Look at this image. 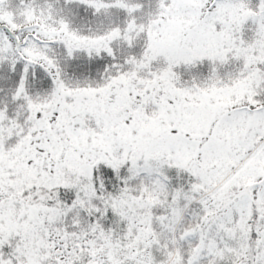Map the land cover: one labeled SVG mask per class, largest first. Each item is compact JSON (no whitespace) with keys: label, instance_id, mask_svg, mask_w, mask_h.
<instances>
[{"label":"snow or ice","instance_id":"6c2138e0","mask_svg":"<svg viewBox=\"0 0 264 264\" xmlns=\"http://www.w3.org/2000/svg\"><path fill=\"white\" fill-rule=\"evenodd\" d=\"M0 264H264V0H0Z\"/></svg>","mask_w":264,"mask_h":264}]
</instances>
